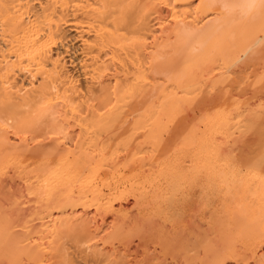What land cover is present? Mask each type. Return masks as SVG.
<instances>
[{
    "label": "bare ground",
    "instance_id": "bare-ground-1",
    "mask_svg": "<svg viewBox=\"0 0 264 264\" xmlns=\"http://www.w3.org/2000/svg\"><path fill=\"white\" fill-rule=\"evenodd\" d=\"M0 264H264V0H0Z\"/></svg>",
    "mask_w": 264,
    "mask_h": 264
},
{
    "label": "rangeland",
    "instance_id": "rangeland-1",
    "mask_svg": "<svg viewBox=\"0 0 264 264\" xmlns=\"http://www.w3.org/2000/svg\"><path fill=\"white\" fill-rule=\"evenodd\" d=\"M131 200L128 201V203H130ZM128 205V204H127Z\"/></svg>",
    "mask_w": 264,
    "mask_h": 264
}]
</instances>
